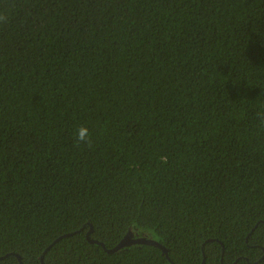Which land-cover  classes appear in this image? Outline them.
Wrapping results in <instances>:
<instances>
[{
	"label": "trees",
	"instance_id": "1",
	"mask_svg": "<svg viewBox=\"0 0 264 264\" xmlns=\"http://www.w3.org/2000/svg\"><path fill=\"white\" fill-rule=\"evenodd\" d=\"M0 17V264H264V0Z\"/></svg>",
	"mask_w": 264,
	"mask_h": 264
},
{
	"label": "water",
	"instance_id": "2",
	"mask_svg": "<svg viewBox=\"0 0 264 264\" xmlns=\"http://www.w3.org/2000/svg\"><path fill=\"white\" fill-rule=\"evenodd\" d=\"M91 231L92 230H90L88 233H87V240L89 241V243H91V244H96V245H100L102 248H104V245L103 244H101V243H99V242H97V241H93V240H91L90 239V233H91ZM59 239H61V238H59ZM59 239L58 240H56L52 245H54L55 243H57L58 241H59ZM52 245H50L47 249H46V251L52 246ZM132 245H148V246H153V247H155V248H158V249H160L161 251H162V253L164 254V255H166L167 256V250L165 249V247L164 246H162L160 243H158L157 241H155V240H153L152 238H149L148 236H138V235H134V234H132L131 232H129L120 242H119V244L116 246V247H114V248H112V249H110V250H107V249H105V251L108 253V254H113V253H116V252H118L119 250H121V249H123V248H125V247H129V246H132ZM45 251V252H46ZM17 258H18V260L20 261V257L19 256H17ZM42 260V259H41Z\"/></svg>",
	"mask_w": 264,
	"mask_h": 264
},
{
	"label": "clouds",
	"instance_id": "3",
	"mask_svg": "<svg viewBox=\"0 0 264 264\" xmlns=\"http://www.w3.org/2000/svg\"><path fill=\"white\" fill-rule=\"evenodd\" d=\"M0 19H3V17H0ZM258 118L261 120L262 124H264V108H261V110L258 112ZM75 141L77 144L84 143L88 146H91L92 141L88 129L85 126L81 125L77 128Z\"/></svg>",
	"mask_w": 264,
	"mask_h": 264
}]
</instances>
